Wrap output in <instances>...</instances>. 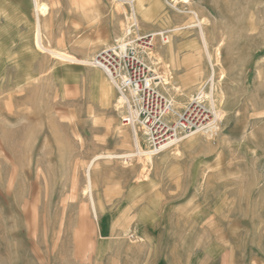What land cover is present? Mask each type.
<instances>
[{
	"label": "rangeland",
	"instance_id": "1",
	"mask_svg": "<svg viewBox=\"0 0 264 264\" xmlns=\"http://www.w3.org/2000/svg\"><path fill=\"white\" fill-rule=\"evenodd\" d=\"M177 1L38 0L73 61L0 0V264H264V0ZM130 41L204 120L162 150L93 64Z\"/></svg>",
	"mask_w": 264,
	"mask_h": 264
},
{
	"label": "built area",
	"instance_id": "2",
	"mask_svg": "<svg viewBox=\"0 0 264 264\" xmlns=\"http://www.w3.org/2000/svg\"><path fill=\"white\" fill-rule=\"evenodd\" d=\"M135 26L136 22L130 28ZM133 43L130 41L125 48L113 45L102 49L93 64L103 69L115 86L123 124L138 138L141 133L155 150H162L163 146L193 133L204 125V120L195 107L177 110L173 100L158 88L153 70L138 55Z\"/></svg>",
	"mask_w": 264,
	"mask_h": 264
},
{
	"label": "bare ground",
	"instance_id": "3",
	"mask_svg": "<svg viewBox=\"0 0 264 264\" xmlns=\"http://www.w3.org/2000/svg\"><path fill=\"white\" fill-rule=\"evenodd\" d=\"M35 1V7H36V15H37V28H38V33H37V36H36V46L38 49L40 50H46V51H49L50 53H52L53 55L55 56H58V57H62V58H68L69 60H73L75 61V58H72V57H69L61 52H58V51H54V50H51V49H48L44 46L43 44V40H42V36H41V22H40V16L41 14H43L45 11H46V6L44 4H39L38 3V0H34ZM132 1V0H130ZM185 2H187V0H183ZM46 13V12H45ZM200 24V28H201V36H202V40H203V43H204V47L208 53V56H209V59L211 60V54H210V51H209V48H208V42H207V38H206V35L204 33V30L202 28V24L203 23H199ZM212 78V77H211ZM215 79V78H214ZM215 82V81H214ZM214 84V83H213ZM212 84V85H213ZM214 89V88H213ZM212 89V90H213ZM214 93V92H212ZM135 143L137 145V148L139 149V141H138V137L137 135H135ZM171 144V143H170ZM170 144L166 145V146H163L161 149H164L165 147L169 146ZM171 147V146H170ZM141 148V147H140ZM140 151V150H138ZM141 152V151H140ZM139 152V153H140ZM142 153V152H141ZM140 153V154H141ZM151 152H149L150 154Z\"/></svg>",
	"mask_w": 264,
	"mask_h": 264
}]
</instances>
